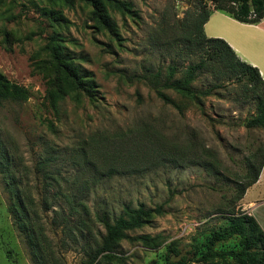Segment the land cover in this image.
I'll return each instance as SVG.
<instances>
[{"label":"rangeland","instance_id":"1","mask_svg":"<svg viewBox=\"0 0 264 264\" xmlns=\"http://www.w3.org/2000/svg\"><path fill=\"white\" fill-rule=\"evenodd\" d=\"M205 2L214 7L210 0H102L115 24L110 28L98 21L91 0H0V73L28 91L25 101L0 105V264H38L9 212L8 188L43 227L47 264H82L84 243L100 242L103 221L112 222L126 206L162 212L128 232L105 264H216L210 249L241 248L237 237L211 240L228 224L237 183L247 181V158L257 150L264 156V129L245 127L255 102L243 97L236 80L203 71L193 83L197 90L223 87L200 103L164 90L177 109L144 80L149 73L165 77L175 64L181 77L193 58L184 49L178 55L183 44L175 26ZM53 46L78 67L88 91H63ZM142 128L158 133L161 163L89 183L78 197L84 179L76 181L74 150L92 136ZM183 154L186 162L177 165ZM249 196L264 199V177ZM246 208L243 199L237 203V210ZM80 221L89 228L82 232Z\"/></svg>","mask_w":264,"mask_h":264},{"label":"trees","instance_id":"2","mask_svg":"<svg viewBox=\"0 0 264 264\" xmlns=\"http://www.w3.org/2000/svg\"><path fill=\"white\" fill-rule=\"evenodd\" d=\"M91 1L95 8L94 15L98 21L107 27H113L115 24L107 14L102 0ZM210 1L214 5L213 8L205 2L201 4L199 10L186 15L180 20L178 26H175L178 31H181L178 44H183L178 55H182L184 49L193 58V61L182 71L181 77H175L179 73V66L175 64L168 67L169 72L165 77H162L161 72L145 75V83L152 85L156 96L164 104L179 109V105L164 90H172L182 97L200 103L202 97L210 95L213 89L223 87V84H215L204 91L197 90L193 83L197 80L199 73L209 71L218 77L236 80L241 84L243 97L248 101H254L256 106L255 114L245 121V127L247 129H264V80L259 69L241 60L224 39L208 37L204 31V26L213 11H222L242 23H259L264 18V0ZM163 32L164 29L161 28L158 34ZM50 50L56 71L62 82L65 83L63 91L65 93H68L69 90L88 91V86L85 85L80 75L81 71L61 51L60 47L53 46ZM27 96L28 91L25 88L11 82L0 73V105L6 101L23 102ZM159 139L157 132L142 128L123 134L92 136L89 142L81 143L79 148L74 150L75 155L72 156L73 162H75L74 166H77L79 171L76 181L80 178L84 179L83 187L78 188V197L89 192L86 186L89 183L96 184L97 181L105 177L136 174L145 171L147 167L160 164L162 153L158 152ZM261 151L257 150L247 158L246 163L249 168V172L245 175L247 181L244 184L237 183L236 192L228 204L226 215L228 224L218 232H213L212 235V245L237 237L240 239L241 248L219 252L210 249L209 254L213 258L220 259L216 264H264L263 228L253 215L236 209L237 203L244 198L247 189L257 183L260 177L264 167V156H260ZM260 157L262 158L260 159ZM197 159L200 160V158ZM179 161L186 162V155L183 154L181 158L176 159L177 165H180ZM256 162H258L257 165ZM251 172L253 174L250 176ZM8 190L13 199V204L9 206V212L16 219L15 222L33 249L35 262L47 264L42 259V253L50 249V245L43 227L36 225L30 219L29 212L15 191L12 188H8ZM67 201L71 203V210L77 213V207L73 204L74 200L72 202L68 198ZM78 205L82 211H87V206L82 200L78 202ZM161 212V207L146 209L144 205L137 208L126 206L123 213L112 222L103 221L104 235L101 241L92 245L84 243L82 246L84 254L82 264H105L113 256L112 254L119 243L129 237L128 232L140 228L148 222L151 215ZM80 226L82 232L89 228L85 221H80ZM138 239L146 243L152 241L146 236H140ZM167 264H186V262L182 260L168 261Z\"/></svg>","mask_w":264,"mask_h":264},{"label":"crops","instance_id":"3","mask_svg":"<svg viewBox=\"0 0 264 264\" xmlns=\"http://www.w3.org/2000/svg\"><path fill=\"white\" fill-rule=\"evenodd\" d=\"M204 31L208 37L224 39L241 60L259 69L264 80V18L257 24H246L222 11H213ZM263 177L264 167L257 183L247 189L243 200L246 211L256 218L264 230V199L249 196L250 189L261 184Z\"/></svg>","mask_w":264,"mask_h":264}]
</instances>
